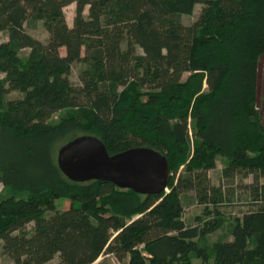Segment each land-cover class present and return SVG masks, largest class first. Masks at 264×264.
Wrapping results in <instances>:
<instances>
[{
  "label": "trees",
  "instance_id": "1",
  "mask_svg": "<svg viewBox=\"0 0 264 264\" xmlns=\"http://www.w3.org/2000/svg\"><path fill=\"white\" fill-rule=\"evenodd\" d=\"M197 3V18L182 23ZM36 21L45 42L25 31ZM263 54L264 0H0L2 255L10 264H92L103 254L125 264H264ZM74 62L78 86L69 79ZM12 91L21 96L6 98ZM85 134L109 154L146 146L165 155L166 189L69 180L57 151ZM217 157L223 176L252 177L243 184L252 208L230 239L208 247L201 238L218 219L186 224L181 195L222 201L208 176Z\"/></svg>",
  "mask_w": 264,
  "mask_h": 264
},
{
  "label": "rangeland",
  "instance_id": "2",
  "mask_svg": "<svg viewBox=\"0 0 264 264\" xmlns=\"http://www.w3.org/2000/svg\"><path fill=\"white\" fill-rule=\"evenodd\" d=\"M202 4L197 3L194 5L193 12L190 15H179V19L184 24L192 23L198 16ZM65 16L68 25H72L73 16L75 12V4L72 3L64 8ZM84 14H87V7L84 9ZM25 31L32 35L33 37L45 42L48 38L47 31L45 30L41 21L28 22L24 25ZM2 41H5L6 32L1 33ZM140 52V50H137ZM60 53H64L63 49H60ZM28 54V49H23L20 51L21 56ZM82 68V64L79 62H74L71 66V71L69 74V79L74 86L79 85L78 72ZM257 108L261 117V121L264 124V54L261 56L258 64L257 70ZM21 93L18 91H12L7 94L6 98L12 99L20 97ZM224 167V159L217 157L215 162V167L208 170V176L210 182L214 186H219L222 193L223 199L217 205H203L195 201L193 193L187 192L181 195V201L183 205V219L186 224H195L199 222L202 224L204 221L218 219L219 227L211 232H208L203 238H201V243L211 246V244L217 240L230 239V231L235 220L241 219L244 212L251 209V205L248 198V193L243 184L252 181V177L242 176L236 174L233 176H223L222 169ZM264 182V178L261 179ZM0 192L7 194L5 189H3L2 184H0ZM19 195V194H18ZM25 196V194H21ZM56 206L59 209L65 208L67 203L62 199L56 200ZM32 223L27 225V231H31ZM58 258L55 257L53 260L46 264H56ZM0 264H10L9 259L2 255L1 253V242H0ZM92 264H125V261H118L112 254H103L98 259H96ZM193 264H213L212 258L209 257L207 261H202L201 259L194 258Z\"/></svg>",
  "mask_w": 264,
  "mask_h": 264
},
{
  "label": "water",
  "instance_id": "3",
  "mask_svg": "<svg viewBox=\"0 0 264 264\" xmlns=\"http://www.w3.org/2000/svg\"><path fill=\"white\" fill-rule=\"evenodd\" d=\"M56 162L71 181H111L119 188L140 194L166 189L169 166L165 155L146 147H132L109 154L94 135H78L59 147Z\"/></svg>",
  "mask_w": 264,
  "mask_h": 264
}]
</instances>
